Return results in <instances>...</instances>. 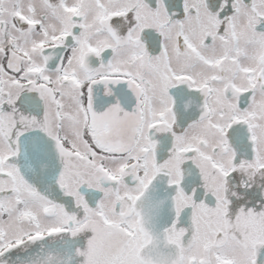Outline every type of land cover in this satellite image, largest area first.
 Wrapping results in <instances>:
<instances>
[{
    "label": "snow or ice",
    "instance_id": "1",
    "mask_svg": "<svg viewBox=\"0 0 264 264\" xmlns=\"http://www.w3.org/2000/svg\"><path fill=\"white\" fill-rule=\"evenodd\" d=\"M0 264H264V0H0Z\"/></svg>",
    "mask_w": 264,
    "mask_h": 264
}]
</instances>
